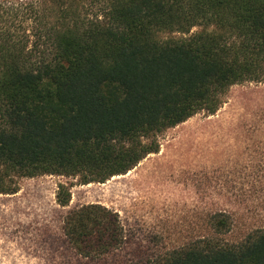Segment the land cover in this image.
Segmentation results:
<instances>
[{
  "label": "trees",
  "instance_id": "trees-1",
  "mask_svg": "<svg viewBox=\"0 0 264 264\" xmlns=\"http://www.w3.org/2000/svg\"><path fill=\"white\" fill-rule=\"evenodd\" d=\"M243 83L264 85V0H0V195L22 178L125 175L158 153V136L215 114ZM56 198L68 206L69 189ZM62 222L84 260L125 245L118 213L102 204ZM206 224L180 247L125 264H264V227L230 241V211Z\"/></svg>",
  "mask_w": 264,
  "mask_h": 264
},
{
  "label": "rangeland",
  "instance_id": "rangeland-1",
  "mask_svg": "<svg viewBox=\"0 0 264 264\" xmlns=\"http://www.w3.org/2000/svg\"><path fill=\"white\" fill-rule=\"evenodd\" d=\"M159 151L125 175L82 185L80 178L44 175L17 181L0 195V264L144 263L207 229L206 216L233 215L230 241L264 227V85L230 87L213 115L199 112L158 136ZM59 185L69 189L57 204ZM118 213L123 248L84 260L65 242V214L86 204Z\"/></svg>",
  "mask_w": 264,
  "mask_h": 264
}]
</instances>
